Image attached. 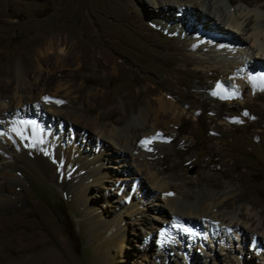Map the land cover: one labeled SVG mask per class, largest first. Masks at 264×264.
I'll return each mask as SVG.
<instances>
[{"label":"rangeland","instance_id":"obj_1","mask_svg":"<svg viewBox=\"0 0 264 264\" xmlns=\"http://www.w3.org/2000/svg\"><path fill=\"white\" fill-rule=\"evenodd\" d=\"M138 3L0 0V102L22 98L33 105L30 109L25 103L12 113L17 107L13 103L9 115L0 114V150L6 153L0 159V184H6L5 193L25 205L0 222V264H264V97L249 100L245 85L251 76L237 64L246 61L249 47L241 51L243 58L233 57L232 51L226 55L198 51L205 67H197L188 48L178 46L182 35L152 23L158 12L151 3L142 13L146 22L142 21ZM214 3L216 12L235 14L242 22L254 19V34L264 31V0L251 5L230 0ZM207 19L214 23L212 17ZM220 45L213 50L222 49ZM207 67L230 74L225 76L227 83L239 92L215 82L216 77L206 78ZM237 68L235 76L232 71ZM204 80L210 88L202 85ZM203 88L205 94L198 93ZM162 95L176 100L180 109L176 124L167 123L170 115L150 116L147 122L143 118L145 103ZM221 96L226 97L222 106ZM227 100L231 104L226 105ZM54 101H62L65 112L86 107L92 118L109 111L116 114L115 121L124 117L116 126L107 120L109 132L144 135L135 152H143L142 164L148 172L139 174L135 165L128 167L116 146L90 125L63 118L53 120L62 121L61 125L38 117L43 135L58 143L47 159L37 160L27 147L17 151L15 120H33L32 110L44 104L54 108ZM20 112L24 119L19 118ZM148 137L162 142L161 148L145 143ZM212 149L217 154L212 155ZM58 153L79 159L80 168L73 161L49 166L47 160L57 159ZM165 160L191 185L184 187V180L162 171ZM86 168L92 169L89 176ZM150 173L169 190L157 192ZM205 176L218 184L200 185ZM226 189L235 196L214 214L217 219L209 214L215 219L210 221L225 225L233 216L250 227L220 232L214 242L193 249L161 248L157 230L173 216L167 203L179 212L197 213L200 200ZM225 212L229 214L223 216Z\"/></svg>","mask_w":264,"mask_h":264},{"label":"bare ground","instance_id":"obj_2","mask_svg":"<svg viewBox=\"0 0 264 264\" xmlns=\"http://www.w3.org/2000/svg\"><path fill=\"white\" fill-rule=\"evenodd\" d=\"M237 1L245 3L247 5L255 4L257 2V0H230V2H232V3L237 2ZM149 3H151V6L154 9H156L158 12V17L157 18L155 17V19H153L152 23H154L158 27L164 26L170 33H178V34L182 35L183 41H180V43L178 42V46H180V48H184L185 51H186V48H188L186 52H188L192 56V59H194V61H195V62H193V64L196 63L195 65L197 67H203V68L205 67V61L197 54L198 51L204 50V51H208V52H215V55L224 54L225 52H227V54H231L229 51H232L235 54V55L233 54V57H239L240 56L239 58H241V57L243 58L241 51L245 50V47H249V49H248L249 51L247 50L248 52L246 53L247 56L244 55L245 56L244 58L246 61L243 62L240 60V62H238L237 64L240 65L241 67L243 66L244 69L247 70L249 76H251L248 78L247 85H245V87H248L250 89V97L251 98L249 100H252L254 98H263L264 97V81L259 79L261 76H264V31H262V30L257 31L254 34V32H253L255 29V27H254L255 20L254 19L253 20L247 19V21L242 22L241 20H239L240 18H238L235 14L233 16L232 15L229 16L228 13H225V12L219 13L222 10H219V12H216L215 9L217 7L215 5L216 3H214V0H202V2H200V0H140V3L136 4V7H137L138 11L141 13L142 21L144 20L145 22H146L145 16L142 13H143V11L147 12V5ZM184 7H186V10L184 9ZM189 9H192V10L189 11ZM209 17H212L214 19V23L209 22V20L207 19ZM173 22L181 23L182 27L178 28L177 26L172 24ZM146 25H148V24L146 23ZM192 32H194V33H192ZM188 42H191L192 44L188 43ZM219 44H221L220 47L222 46L223 48L222 49L217 48L220 51L219 50L214 51L215 49L213 50V48H215V45H219ZM67 46H69V45H67ZM77 48L78 47H76V49ZM225 55H226V53H225ZM191 56H189V57H191ZM175 59H177V58H175ZM177 62H179V61H177ZM182 63H183V61H182ZM218 68L219 67H217V68L216 67H211V68L207 67L206 70H204V72L206 73L205 77L209 78V79L216 77L215 82L218 81L219 84H224L226 87H229L230 89L236 90L239 92V90L237 88H235V87H233L227 83V81H228L227 77H229L230 74L227 72L229 75L228 76L224 75V73L220 70V68L219 69ZM221 69H223V68H221ZM180 70H181V68H180ZM232 74L235 76L238 75L239 69L237 68V69H235V71L233 70ZM225 76H227V77H225ZM207 84H208V88H210L211 83L209 85L208 81L204 80L202 83L203 86H205V85L207 86ZM4 91L6 93L8 90L5 89ZM206 91H207V88H203L200 91H198V93L205 94ZM230 92H231V90H230ZM168 95H170V94H168ZM168 95H162L159 99H155V102L158 103V107H156L155 102H152V100H150V101L148 100L145 103L144 108H143L144 109L143 118L146 122L150 118V116H155L153 118L159 119L162 116H165L168 118L170 115V119H169V121H167V123H169V125L170 124H176L178 119H180V109L177 107V105L174 102L176 100L173 101L170 98V96H168ZM222 95H223V93H222ZM219 98L221 99L220 105L221 106L225 105L224 101L222 102V99L225 100L226 97L221 96ZM231 100H233V99H231ZM249 100H247V101L249 102ZM13 103L14 104L16 103L17 107H13L15 109H12L13 110L12 113L14 111L18 110L21 106H24L26 104H30L29 102L24 101L22 98L19 99L18 102H15V101L14 102L9 101L8 103H1L0 102V107H1L0 114L9 115L10 113L8 111L11 108V106L13 105ZM53 104L55 106L54 108H52L51 105H47V104H44L43 107H40L38 105V107H36V111L34 109L30 113L31 114L30 116L32 118H34L33 120H31V118L26 119L24 121L15 120V123L13 124L12 129H13V134L15 135L16 140H14L13 146H14V148H17L16 149L17 151H21L24 147H27V150H29L30 155L32 157L36 158L37 160H39V159L42 160L43 158H46L47 155L50 154L51 152H53L54 150L56 151L57 149H54V146L56 147V145L58 143H55L56 141L53 137L43 135V132L41 131L40 125L38 124L37 120H38V117L41 116V117H43L45 123H47L48 121L49 122L51 121L53 124L58 123V124L63 125L64 123L62 121H59V120L53 121L54 119L63 118V119H65V121H72V122H75V124H77V125H88V126L90 125V127L93 128L95 131H97V132L99 131V134L101 135V138L104 141H108V143H113L116 146L115 147L117 149L116 153L119 154L124 159V161L127 163L128 167H131L134 169V165H135L136 169H137L136 171L139 174L142 171L148 172L146 164L145 165L142 164L143 160H144L143 152L142 153L135 152V146H136L137 142L139 141V137H142L144 135L140 132V133H138L139 137L137 138V135H132V132H130L131 133L130 136L128 135V132H126V131H122V132H119V131L114 132L113 131L112 133L109 132L108 124H106V121L108 120V121H110L109 124L116 126V125L121 124V122L124 120V117L115 121L114 118H115L116 114L115 113H109L111 111H109V112L105 111L106 114L101 113V115H99V116H94L96 118H92L91 116H89L90 114L87 113L86 107L84 108V110L83 109L80 110L77 108V109H73L71 111L68 110L65 112L61 109L60 103L54 101ZM229 104H231V101L227 100L226 105H229ZM251 104H253V103H251ZM32 106L33 105L30 104V106H29L30 109H33ZM151 112L153 113V115H151ZM223 118L225 120H227L226 115H223ZM97 120L100 123H97L98 122ZM99 125H101L102 127L104 126V130L101 129ZM97 126H99L100 130L98 129ZM21 133L23 135H21ZM154 134H158V133H154ZM159 134H161V133H159ZM146 141H148L149 145L151 144L153 146L155 145L154 147L158 146L161 148L162 142L155 141L151 137H148L146 139ZM49 143L51 144V147L48 145ZM140 146H137V148L139 149ZM146 148L147 147H145V149ZM156 150H158V149H156ZM141 151H143V150H141ZM210 153L212 155L217 154L214 151V149H212ZM144 156L146 158L147 154ZM4 157H6V153L4 151L0 150V159H2ZM56 158L57 159L54 158L52 160H47V163L49 164V166L50 165L54 166V162L60 163L62 161L64 164L65 162H68V161L72 162L73 161L75 163L76 167L80 168V164H79L80 160L77 159L76 157L72 156V155L71 156H65V155H61L60 153H58V155H56ZM55 160H57V161H55ZM10 166L12 167V165H10ZM174 167L175 166L173 164H169L167 162V160H165L163 162V165H162V171L169 170V171L173 172V174L176 175L179 179L184 178V175L181 174L180 171H172V169ZM86 169H87V171L85 172V174H86V176H89V173L92 171V169H90V168H86ZM150 176H152V178H153L152 179L153 185H154L157 192L161 191V190L165 191V189L169 190L170 187L167 184H163L160 181H158L159 179L154 173H152ZM182 180H184V181H182L183 182L182 186L185 187V186L191 185L188 182L189 180L187 181L186 178L182 179ZM199 182H200V185L208 184V185L214 186L215 184H218L215 180L211 179L208 176H205ZM6 188H7L6 184H2V185L0 184V222L3 221V219H5V217L8 216V215L5 216L6 214L9 213V215H11L12 212L20 211L25 206L23 200L16 198V197H11L9 194H6L5 193ZM232 196H235V195H233V190H231V189H228V190L226 189L222 193L213 192V193H211V195L208 198L206 197L205 199L200 200V204L198 207L199 210L197 213H193V211H187V210L179 212V211L173 209L172 205H174V204L171 205V202L167 203V204L170 207L171 211L173 212L172 215L176 219L183 220L184 218H188V219L191 218L193 222L195 221L197 223L204 221V224H209V227H210V226H212V225H210V223H212L210 220L215 221V219L213 217L216 218V216H214V214L216 212H220V210H223L226 207V203L230 200V198L232 199ZM220 208H222V209H220ZM209 214H213V217L212 218L209 217ZM225 214H229V213L225 212V213H223V216H225ZM252 216L255 217L256 215L254 213H252ZM233 219H234L233 216H231L230 218L227 219V221H225V223H224L225 225H223V224L220 225V224H218V222L215 225L220 226V228H219L220 232L224 231L225 233H234V231H239V229H241V227H246V226H247V228L250 227L248 225V223H246V222L244 223V222H240L239 219H236V220L235 219L233 220ZM226 222L228 224H226ZM0 229H1V223H0ZM2 229H5V228L2 227ZM37 234L38 233H36V235ZM17 242H19V241H17ZM33 242H35V241H33ZM29 245H31V244H29ZM23 247H24V245H23ZM33 248H34V246H33ZM29 249H30V247H29ZM33 251H35V250H33ZM8 259H10V258H8ZM14 262H15V260H14ZM21 262H22V260H21Z\"/></svg>","mask_w":264,"mask_h":264},{"label":"clouds","instance_id":"obj_3","mask_svg":"<svg viewBox=\"0 0 264 264\" xmlns=\"http://www.w3.org/2000/svg\"><path fill=\"white\" fill-rule=\"evenodd\" d=\"M172 217H174V216H172ZM172 217H171V219H169L168 220V222L169 221H171L172 220ZM188 221H190V223H192V224H197L200 228H202V229H206V226H204L203 225V221H201L200 223H197V222H193L192 220H184V222H186V223H188ZM168 222H165V223H168ZM165 223H163L161 226H160V228L159 229H161L162 227H163V225L165 224ZM213 224V223H212ZM213 225H215V224H213ZM217 226V225H216ZM219 228H220V226H218ZM158 231V230H157ZM223 233H219V235L217 236V237H212V239L211 240H209V243H212V242H214V240L216 239V238H218V237H220L221 235H222ZM155 235H156V232H155ZM251 241H253L252 239H251ZM208 243V242H207ZM203 244H206V243H203ZM202 244V245H203ZM194 245H198V244H194ZM194 245L191 247L192 249L194 248ZM178 247H180L179 245H177ZM185 247V246H184ZM183 247V248H184ZM186 248V247H185ZM163 250H165V249H163Z\"/></svg>","mask_w":264,"mask_h":264},{"label":"snow or ice","instance_id":"obj_4","mask_svg":"<svg viewBox=\"0 0 264 264\" xmlns=\"http://www.w3.org/2000/svg\"><path fill=\"white\" fill-rule=\"evenodd\" d=\"M259 79H261L262 81H264V76H261ZM45 99L48 100L49 98H45ZM59 103H62V101H59ZM145 143H148V141H145Z\"/></svg>","mask_w":264,"mask_h":264},{"label":"water","instance_id":"obj_5","mask_svg":"<svg viewBox=\"0 0 264 264\" xmlns=\"http://www.w3.org/2000/svg\"><path fill=\"white\" fill-rule=\"evenodd\" d=\"M193 171H190V173H192ZM187 221V220H186Z\"/></svg>","mask_w":264,"mask_h":264}]
</instances>
